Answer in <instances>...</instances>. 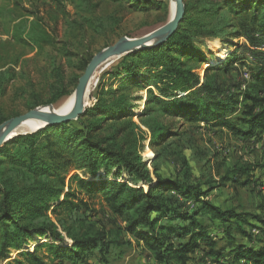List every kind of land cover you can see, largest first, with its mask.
<instances>
[{
  "label": "trees",
  "instance_id": "16d2710c",
  "mask_svg": "<svg viewBox=\"0 0 264 264\" xmlns=\"http://www.w3.org/2000/svg\"><path fill=\"white\" fill-rule=\"evenodd\" d=\"M88 3L89 0L82 1L83 5ZM141 3L146 4L145 1ZM183 3L184 16L176 31L160 45L144 50L142 53L150 56L140 62L127 58L123 78L132 77L131 80H135L133 78L140 70L160 68L168 84L165 89H158L161 97L153 95L152 98L163 114L187 121L202 120L220 125L244 138L263 133L264 63L249 67L248 81L242 84L243 89H240V85H234L238 92L224 99L217 97L221 91L214 81L209 82L211 79L208 76L199 87L200 90L195 89L197 76L191 69L183 68L179 58L200 60L202 54L195 47L193 39L227 36L237 19L250 24L253 33H264V0H183ZM153 4L160 5V2ZM193 12L197 18L189 21V15ZM204 17L208 18V22ZM41 22L35 19L29 27L24 21L18 22L12 32L13 42H8L9 45L15 43L35 48L38 56L47 49L51 53L48 55V67L50 77L55 80L51 86L52 92L46 101L36 100L37 96L32 94V99H36L28 107L29 111L41 106H53L61 98L69 96L91 60L90 57H81L78 67L81 75L65 83L60 60L71 61L74 54L68 49L66 41L55 40ZM187 23L190 25L188 30L184 28ZM75 25V21H68L66 28L75 32ZM231 34L235 37L249 36V32L245 35H238V31ZM260 55L264 56V53ZM17 60L14 58V61L0 65V98L5 96L8 85L17 76L14 67L10 66H16ZM225 63L215 67L221 69ZM215 67L209 66L205 74L215 70ZM176 91L192 92L175 98L172 94ZM200 91L206 93L208 98H201L198 95ZM212 93L215 96H211ZM122 101L124 97L120 96L106 104L100 99L95 107L87 110L76 121L48 126L36 133L15 137L0 148V264L11 252H21L20 256L25 258L27 264H50L46 258L37 256L36 250L40 248H47L50 260H68L70 264H84L92 251L97 250L100 262L108 264L106 255L113 242L107 239L105 231L88 229L83 234H75L60 221V232L47 215L52 208L51 213L54 214L66 207L75 208L71 200L74 194L70 191L64 194V180L66 174L81 169H85L84 178L74 176L72 179L76 181L78 189L89 199L99 195L109 211L123 220L124 232L142 242L158 264H187L191 255L200 250L201 244L207 249L203 251L204 255L215 263H221V259L228 257L231 261L222 264H264V217L238 212L234 208L223 210L215 207L205 200L210 192L199 185L181 184L159 175H155L154 181L146 167L133 159L130 153L115 151L107 141L95 138L104 120L118 119L127 112V105ZM238 105L240 107L237 109ZM95 112H104L105 119L84 121V117ZM235 112L238 113L237 118H227ZM17 116L15 114L12 118ZM6 120L0 109V125ZM73 123H78L80 128L74 127ZM239 125L245 129H239ZM149 130L152 142L161 138L156 137L154 130ZM159 131L157 136H161L166 128L160 125ZM117 136H120L118 132L109 141H116ZM65 152H71L72 157L64 156ZM113 169H116V178L121 170L125 171L135 187L106 179ZM58 170H63L64 176H60ZM250 170L241 167L235 174L249 178ZM102 171L105 178L94 181ZM225 180L236 181L230 178ZM144 187L149 191L145 192ZM162 191L166 192L165 195ZM62 194L64 199L60 202ZM176 197L181 200L180 203ZM191 202L194 205L189 210L187 206ZM52 203L56 205L52 207ZM199 216H206L209 224L200 222ZM162 219L165 223H161ZM215 223H218L217 229L222 234L219 238L210 233ZM253 224H259L262 229H256ZM245 225L258 231L259 235L246 230ZM35 237H46L50 243L37 245L33 253L25 252L24 248ZM172 237L177 239L176 243L170 240ZM67 239L72 241L71 246ZM218 241L226 245L217 248Z\"/></svg>",
  "mask_w": 264,
  "mask_h": 264
},
{
  "label": "rangeland",
  "instance_id": "374dc122",
  "mask_svg": "<svg viewBox=\"0 0 264 264\" xmlns=\"http://www.w3.org/2000/svg\"><path fill=\"white\" fill-rule=\"evenodd\" d=\"M82 1L0 0V65L18 58L16 66L10 64L16 70L17 76L8 85L5 96L0 98V109L6 121L15 114L23 115L29 111L28 107L36 99H32V94L37 96L36 100L46 101L52 92L51 86L55 82L49 75L50 50L47 49L38 56L35 48L15 43L9 45L8 42L12 41L13 29L18 22L24 21L29 27L31 21L40 19L45 30L53 35L55 40L66 41L68 49L74 54L71 61L60 60L63 66L64 82L68 83L70 78L81 75L78 70L81 57L92 59L93 56L112 46L121 38L135 39L148 35L167 24L173 16V0H123L122 2L89 0L87 5H83ZM141 1H145L146 4H142ZM184 1L189 2L190 0ZM154 2H160V5H155ZM91 4L93 7H89ZM196 18L197 15L193 12L188 19L191 21ZM203 19L208 22V18ZM68 21L76 22L75 32L66 28ZM233 23L234 28L229 29L230 34L227 36L193 39L195 47L201 51L200 60L179 58L181 66L191 69L197 76L198 82L195 89L200 90L199 87L208 76L211 79L209 82L214 81L221 91L217 97L224 99L238 92L234 85H240V89H243L242 84L248 81L249 67L264 63V56L260 55L264 53V33H253L250 24L240 19ZM184 28L190 29L189 23ZM236 31L238 35H245L249 32V36L248 38L232 36L231 33ZM73 35L76 37L74 38ZM143 51L111 58L101 64L92 76L83 115L87 110L95 107L100 99L106 104L120 96L124 97L122 103L127 105V112L124 116L102 122L101 130L95 138L99 141H107L115 151L122 150L130 153L133 159L146 167L149 176L154 181L155 175H159L164 179L181 184L199 185L203 190L210 192L205 200L215 207L223 210L234 208L238 212L264 217V132L251 138H244L220 125L206 123L202 120L187 121L163 114L152 98L153 95L161 97L158 89H165L168 84L160 68L140 70L133 78L135 80H131L132 77L131 79L130 77L123 78L126 59L129 58L138 63L141 59L150 56L143 54ZM223 63H225L223 68H216ZM149 64L148 62L147 65ZM209 66H216V69L205 74ZM213 75L214 78H212ZM191 92L176 91L172 95L180 98ZM73 93L74 90L69 96L61 98L53 105V108L59 109L73 97ZM198 95L201 98H208L207 94L201 91ZM210 95L215 96L214 93ZM239 107L238 105L237 109ZM104 114V112H95L84 117V121L105 119ZM237 116L238 113L235 112L227 118L234 120ZM73 125L80 128L78 123H73ZM160 125H163L166 131L161 132V136H157L160 134ZM44 128L43 124L41 128L33 132L15 137L33 134ZM238 128L245 129L242 125ZM149 129L154 130L157 133L156 137L161 138L152 142V133ZM117 132L120 136H117L116 141H109ZM63 155L72 157L71 152H65ZM241 167L251 169L249 178L235 174L236 170ZM84 171L85 169H81L65 175L64 194L68 191L74 194L71 200L75 208L66 207L55 214L51 213L52 208L47 212L48 217L59 231L61 232L60 221L65 228L71 229L75 234H83L88 229L105 231L107 239L113 242L106 255L108 264H158L142 242L124 232L123 220L109 211L99 195L89 199L83 191L78 189L76 181L72 179L74 176L84 178ZM115 171L116 169H113L106 179L135 187L129 181L125 171L121 170L118 178L114 176ZM57 172L60 176H64L63 170ZM100 178H105L103 171L98 173L94 181H99ZM226 178L236 179V181H226ZM144 190L149 191L147 187H144ZM161 193L165 195L166 192ZM64 194L60 196V202L63 201ZM178 197L176 198L180 203L181 200ZM55 205V203L51 204L52 207ZM193 205V202L188 203V209H192ZM205 217L199 216L198 219L202 223L209 224ZM161 223H165L164 219ZM213 225L211 235L221 237L222 234L217 229L218 223ZM253 225L256 229H262L259 224ZM244 228L259 235L258 231L250 229L247 225ZM170 240L177 242L174 237ZM67 242L69 246L72 245L71 240L67 239ZM243 242L246 244L245 240ZM45 243H50V240L46 237H35L24 248V251L33 253L37 245ZM224 245H226L225 242L218 241L216 247L220 248ZM204 250L207 249L201 244L200 250L191 255V260L187 264H222L225 261H231L230 258L225 257L220 260L221 263H215L204 255ZM20 253L11 252L1 264H18L19 262L27 264ZM36 254L46 258L50 264H70L68 260H50L51 255L47 248L37 249ZM84 264H103L100 262L98 251H92V255L85 260Z\"/></svg>",
  "mask_w": 264,
  "mask_h": 264
},
{
  "label": "water",
  "instance_id": "95a60500",
  "mask_svg": "<svg viewBox=\"0 0 264 264\" xmlns=\"http://www.w3.org/2000/svg\"><path fill=\"white\" fill-rule=\"evenodd\" d=\"M173 1L174 14L167 24L141 38H121L112 46L105 48L92 57L83 74L78 79L77 86L73 93V104L68 113L64 115L58 114L52 105H48L37 107L23 115L11 118L0 125V146L9 141L10 139L6 140V138L27 120H39L43 122L45 127H48L74 121L83 115L85 112L84 95L87 85L101 64L114 57H120L122 55L156 47L176 31L184 16V3L183 0Z\"/></svg>",
  "mask_w": 264,
  "mask_h": 264
},
{
  "label": "bare ground",
  "instance_id": "6f19581e",
  "mask_svg": "<svg viewBox=\"0 0 264 264\" xmlns=\"http://www.w3.org/2000/svg\"><path fill=\"white\" fill-rule=\"evenodd\" d=\"M172 12H173L172 14H174V1L172 2ZM89 83H90V81H89ZM89 83L87 85V88H86V91H85V95H84V108L86 106L85 105V103H86V94H87ZM73 99H74V96L71 97L70 99H68L59 109H55L56 112L58 114H62V115L68 113L70 111L71 107H72ZM41 126H43V122H41L39 120H35V119L27 120L24 123H22L14 132H12L6 138V140H9V139L15 137L16 135L25 134V133H28V132H33L36 129L41 128Z\"/></svg>",
  "mask_w": 264,
  "mask_h": 264
}]
</instances>
